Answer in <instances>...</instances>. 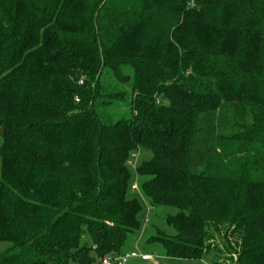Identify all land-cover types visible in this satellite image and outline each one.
Masks as SVG:
<instances>
[{"label": "trees", "instance_id": "obj_1", "mask_svg": "<svg viewBox=\"0 0 264 264\" xmlns=\"http://www.w3.org/2000/svg\"><path fill=\"white\" fill-rule=\"evenodd\" d=\"M140 149L147 242L264 264V0H0V264L122 254Z\"/></svg>", "mask_w": 264, "mask_h": 264}, {"label": "rangeland", "instance_id": "obj_2", "mask_svg": "<svg viewBox=\"0 0 264 264\" xmlns=\"http://www.w3.org/2000/svg\"><path fill=\"white\" fill-rule=\"evenodd\" d=\"M150 157V151L140 149L132 158L133 164L130 166L129 170L133 178L132 183L137 185V189L131 191V196L136 197L141 203L142 217L140 219L139 228L128 235L121 252L124 253L135 250L139 253L153 255V257L145 261L139 258H131L127 260L126 264H213L212 259L215 258L213 252L209 253V255L203 259H177L168 257L164 246L158 242H147L150 236H158L159 233L166 236L173 232V230L166 225L164 217L167 213L176 212V208L174 207L151 206L141 191L140 184L143 179L138 177L135 168ZM145 219L147 221H145ZM9 246L10 242L0 241V254ZM217 258H219V260H225V257L222 255H217ZM108 264H117V262L112 259Z\"/></svg>", "mask_w": 264, "mask_h": 264}, {"label": "built area", "instance_id": "obj_3", "mask_svg": "<svg viewBox=\"0 0 264 264\" xmlns=\"http://www.w3.org/2000/svg\"><path fill=\"white\" fill-rule=\"evenodd\" d=\"M135 155H136L135 153L132 154V157L127 161L128 165L131 166L133 164L132 158ZM136 189H137V185L135 183H131L130 190L133 191ZM145 221H147V220L145 219ZM152 257H153V255L145 254V253H139V252L134 250V251L124 252L120 255L114 256L113 258H110V257L103 258L102 261L97 263V264H108L112 259H114L117 262V264H126L127 260H129L131 258H139L140 260L145 261V260L151 259Z\"/></svg>", "mask_w": 264, "mask_h": 264}]
</instances>
